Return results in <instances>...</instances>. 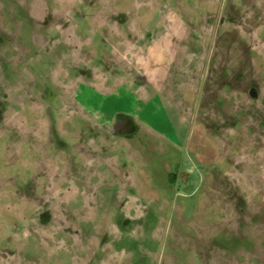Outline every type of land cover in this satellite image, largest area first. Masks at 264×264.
Returning <instances> with one entry per match:
<instances>
[{
    "label": "rangeland",
    "instance_id": "1",
    "mask_svg": "<svg viewBox=\"0 0 264 264\" xmlns=\"http://www.w3.org/2000/svg\"><path fill=\"white\" fill-rule=\"evenodd\" d=\"M0 264H264V0H0Z\"/></svg>",
    "mask_w": 264,
    "mask_h": 264
},
{
    "label": "flooded vegetation",
    "instance_id": "2",
    "mask_svg": "<svg viewBox=\"0 0 264 264\" xmlns=\"http://www.w3.org/2000/svg\"><path fill=\"white\" fill-rule=\"evenodd\" d=\"M128 123H130V120L128 118H122L119 120V128L125 127Z\"/></svg>",
    "mask_w": 264,
    "mask_h": 264
}]
</instances>
